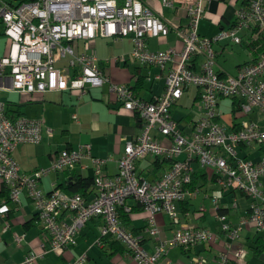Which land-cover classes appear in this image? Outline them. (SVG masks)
<instances>
[{
    "label": "built area",
    "instance_id": "1",
    "mask_svg": "<svg viewBox=\"0 0 264 264\" xmlns=\"http://www.w3.org/2000/svg\"><path fill=\"white\" fill-rule=\"evenodd\" d=\"M168 7L174 0H162ZM212 0H189V24L180 29L184 48L152 52L148 40L167 35L170 26L144 0H0L1 35L10 42L7 55L0 57V92L46 94L50 92H80L82 99L89 88L109 84L123 107L141 120L140 133L127 142L114 176L104 172L106 161L94 157L92 146L82 144L78 149L59 153L50 167L32 174H21L14 152L23 144H40L44 122L40 119L13 117L6 101L0 98V183L10 192V200L20 204L24 194L35 203L38 218L50 237V249L65 253L77 244L85 225L96 218L103 220L99 246L110 237L125 245L137 264H173L167 258L173 247L190 249L210 243L214 233L208 228H180L170 240L158 243L155 252L143 247L142 237L132 233L122 222L119 210L131 212L129 200H135L149 214L148 232L158 237L155 216L165 213L172 223L181 224L177 204L196 198L200 189L193 187V162L198 161L217 176L222 190L212 193L216 208L224 191L240 192L252 201L249 215L239 226L232 227L225 215H218L222 230L230 242L216 264H230L232 259L244 263L248 251L235 248L246 224L264 231V153L259 162L240 157L239 148L264 146V126L245 121L230 131L220 122V102L237 100L241 111L250 115L255 108L264 114V56L244 65L236 76L222 77L215 70L214 45L231 41L243 43L242 32L256 29L264 34V0H251L238 13L236 23L215 37H203L199 26ZM133 40L132 59L146 66L166 70L165 91L153 101L142 99L131 86L111 81L100 67L95 53H79V40L91 42L97 37ZM1 41V39H0ZM203 56L202 71L191 67L194 57ZM67 59V66L59 63ZM197 87L202 91V117L194 124L191 134H185L172 117V109L185 91ZM51 133V130H48ZM159 131L169 139L167 145L153 135ZM148 156L171 161V168L161 177L150 181L138 172L137 165ZM90 160L95 168V197L88 201L82 194H68L54 185L46 194L41 180L52 173L85 169ZM236 205V203L234 204ZM9 225L4 230L7 231ZM24 236L16 242L21 245ZM41 255L30 253L21 264H36ZM195 264H209L208 259L196 257ZM83 255L69 264H86Z\"/></svg>",
    "mask_w": 264,
    "mask_h": 264
},
{
    "label": "crops",
    "instance_id": "2",
    "mask_svg": "<svg viewBox=\"0 0 264 264\" xmlns=\"http://www.w3.org/2000/svg\"><path fill=\"white\" fill-rule=\"evenodd\" d=\"M175 5L168 7L162 0H144L170 26L167 35L153 37L148 40V49L152 52L168 50L182 51L184 42L180 37L181 28L189 24L187 8L189 0H174ZM251 0H212L207 7L205 18L199 26V34L203 37H215L224 30L230 29L237 20L238 13L246 8ZM243 43L237 45L229 40L214 45L216 51L215 70L222 77L236 76L240 68L251 64L264 56V34L256 29L242 32ZM133 40L130 37L113 39L97 37L91 42L79 40V53H95L100 67L108 74L111 81L131 86L144 100L153 101L161 96L166 87V76L171 65L162 70L156 66H144L136 63L131 53ZM203 56L193 58L191 67L202 71ZM67 66V59L59 63ZM18 95L17 101L7 99L4 94ZM0 98L6 101L13 117L40 119L44 122L43 140L40 144H23L14 152L21 174H32L40 168L50 167L55 157L65 150H75L82 144L92 146L94 157L106 161L104 172L114 176L119 170V160L124 155L127 142L141 131L139 117L125 109L110 91L109 84L102 87L89 88L80 99V92H50L42 94H22L19 92H0ZM225 100V99H224ZM232 117L220 122L230 131L240 127L245 121L257 122L264 126V114L255 108L248 116L237 114L241 104L235 105L232 100ZM240 103V102H239ZM180 107L182 108L180 110ZM221 108V102H220ZM202 91L197 87L188 88L182 99L172 109V117L179 123L185 134H191L194 124L202 117ZM48 130H51L49 133ZM153 135L169 145V139L159 131ZM240 147V157L259 162L264 153V146L255 145L249 151ZM85 169L52 173L41 180V189L49 194L54 185L66 192L70 182L79 177L93 178L95 168L90 160L84 161ZM138 172L150 181L161 177L171 168V161L148 156L137 165ZM193 187L199 188V195L191 200L177 204L181 215V224L172 223L165 213L155 216L160 230L158 237H151L148 232V217L142 207L129 200L131 212L120 209L123 224L136 236L142 237L143 247L154 253L160 241L170 240L180 228L195 226L208 228L215 238L210 243L198 244L190 249L173 247L167 258L173 264H195L196 257L206 258L209 264H216L221 253L225 252L230 242L222 230L218 215H225L232 227L240 225L251 210L252 201L246 195L233 190L224 191L220 207L216 208L211 195L222 190L217 176L204 169L198 161L193 162ZM264 189V179L262 180ZM83 195V194H82ZM88 201L95 197L94 185L84 195ZM236 203V205H234ZM125 217L123 218V216ZM9 225L7 231L5 226ZM103 220L96 218L89 221L77 237L76 246L65 253H57L50 249V237L38 218L35 203L24 194L20 204L10 200L9 189L0 183V264H21L32 252L41 255L36 264H69L76 258L86 255V264H137L128 253L125 245L110 237L102 246L97 244ZM24 236L18 245L16 238ZM264 239V231H258L255 225H244L235 248L243 247L248 251L247 259L242 264H264V253L258 254V239ZM230 264H241L232 259Z\"/></svg>",
    "mask_w": 264,
    "mask_h": 264
},
{
    "label": "rangeland",
    "instance_id": "3",
    "mask_svg": "<svg viewBox=\"0 0 264 264\" xmlns=\"http://www.w3.org/2000/svg\"><path fill=\"white\" fill-rule=\"evenodd\" d=\"M3 31V26L1 25L0 26V33ZM1 41H0V57L4 56V55H7L9 53V50H10V42L7 41V38L3 35H1ZM1 95V94H0ZM4 96H6L7 99H11V100H15L17 101V99L19 98L18 95L16 94H9V93H6L4 94ZM232 99H225V100H222L221 101V113H222V119L223 121H227L229 120L231 117H232ZM182 108L180 107V110ZM237 114H245L243 111H239L237 112ZM252 148L248 149L249 151H252L251 150Z\"/></svg>",
    "mask_w": 264,
    "mask_h": 264
},
{
    "label": "trees",
    "instance_id": "4",
    "mask_svg": "<svg viewBox=\"0 0 264 264\" xmlns=\"http://www.w3.org/2000/svg\"><path fill=\"white\" fill-rule=\"evenodd\" d=\"M235 105H239V101L234 102ZM196 183V181H193V185ZM94 185V179L93 178H83L79 177L78 179H75V181L70 182L66 189V193L68 194H83L85 195L87 191ZM122 209V208H121ZM120 211V210H119ZM120 214V212H119ZM125 215L123 216V218ZM121 218V215H120ZM122 220V218H121ZM123 222V221H122ZM258 247L255 249L258 254L262 255L264 253V239L259 238L258 241Z\"/></svg>",
    "mask_w": 264,
    "mask_h": 264
}]
</instances>
